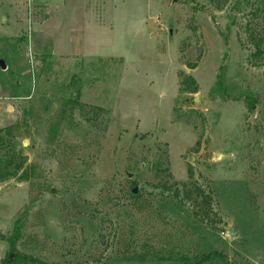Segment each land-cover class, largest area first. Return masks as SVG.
<instances>
[{
  "label": "rangeland",
  "instance_id": "1",
  "mask_svg": "<svg viewBox=\"0 0 264 264\" xmlns=\"http://www.w3.org/2000/svg\"><path fill=\"white\" fill-rule=\"evenodd\" d=\"M0 130V260L264 264V0H0Z\"/></svg>",
  "mask_w": 264,
  "mask_h": 264
},
{
  "label": "trees",
  "instance_id": "2",
  "mask_svg": "<svg viewBox=\"0 0 264 264\" xmlns=\"http://www.w3.org/2000/svg\"><path fill=\"white\" fill-rule=\"evenodd\" d=\"M257 51L258 52H261V48H260V44H257ZM255 105L256 103L255 102H251V106H250V110H254L255 109ZM1 132V130H0ZM16 170L18 169V167L16 166L15 168ZM11 173H14V172H7L6 175H4V177H8V175H10ZM1 180V178H0ZM172 186H165V189H171ZM175 192L176 194H180V189L178 187H176L175 189ZM194 192L197 194L195 197H193L194 195ZM201 197L202 200L200 202H202L203 204H206V205H203L202 208H203V212H202V215L203 216H209V209L210 208V204H211V200H212V197L211 195L209 194H206L205 193V190L202 188V187H199V186H195L194 190L192 189H185L184 190V193H183V197L185 198H188V199H193V201L197 204L198 203V198L197 197ZM211 209V208H210ZM20 222L21 220L18 219L16 221V226H15V231H14V237L10 239V248L6 254V256L4 258H2L0 260V263L1 264H17L16 262L20 259V260H31L33 261V258L31 257H28L25 253H22L20 251H18L17 247H16V242L21 234L20 232ZM1 236H3L2 233H0ZM206 254L203 255V257L201 258H198L193 264H200L201 262H203L206 258H205ZM35 260V259H34ZM38 264H50V263H47L45 261H37Z\"/></svg>",
  "mask_w": 264,
  "mask_h": 264
},
{
  "label": "crops",
  "instance_id": "3",
  "mask_svg": "<svg viewBox=\"0 0 264 264\" xmlns=\"http://www.w3.org/2000/svg\"><path fill=\"white\" fill-rule=\"evenodd\" d=\"M86 9H87V7H86Z\"/></svg>",
  "mask_w": 264,
  "mask_h": 264
}]
</instances>
